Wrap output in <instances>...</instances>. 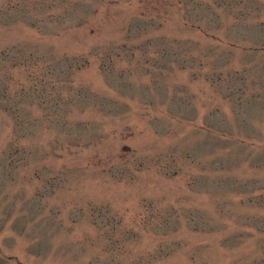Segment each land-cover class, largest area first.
<instances>
[{"label": "rangeland", "instance_id": "374dc122", "mask_svg": "<svg viewBox=\"0 0 264 264\" xmlns=\"http://www.w3.org/2000/svg\"><path fill=\"white\" fill-rule=\"evenodd\" d=\"M0 264H264V0H0Z\"/></svg>", "mask_w": 264, "mask_h": 264}]
</instances>
